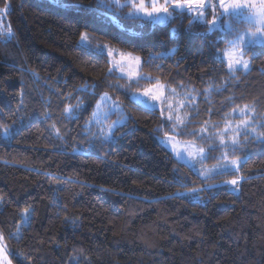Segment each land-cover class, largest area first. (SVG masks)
Returning a JSON list of instances; mask_svg holds the SVG:
<instances>
[{
    "label": "trees",
    "instance_id": "obj_1",
    "mask_svg": "<svg viewBox=\"0 0 264 264\" xmlns=\"http://www.w3.org/2000/svg\"><path fill=\"white\" fill-rule=\"evenodd\" d=\"M6 3L0 235L12 263L264 264V42L229 73L222 52L247 27L233 16L209 33L194 13L153 24L100 0ZM105 47L139 56L142 77L112 70ZM157 83L186 101L181 126L130 98ZM103 95L124 106L106 123L126 117L107 139L90 122ZM167 134L239 169L202 179L158 141Z\"/></svg>",
    "mask_w": 264,
    "mask_h": 264
},
{
    "label": "rangeland",
    "instance_id": "obj_2",
    "mask_svg": "<svg viewBox=\"0 0 264 264\" xmlns=\"http://www.w3.org/2000/svg\"><path fill=\"white\" fill-rule=\"evenodd\" d=\"M100 1L108 7H113L112 0ZM127 2L128 0H119L120 5H124ZM161 2H163V0H161ZM146 3H151V0L146 1ZM205 3L213 6L209 7L208 13L206 14L207 16H210L209 18H207V21L212 27L213 16L219 17L222 9L216 7L214 10V6L218 3V0H205ZM260 8L261 0H248L247 4L245 5V10L240 15L233 16L237 22L242 21L247 25V27L243 30H240L237 36L233 40H231H237V38L239 37V46L233 47L229 43V45L222 52L223 60H225L228 67L229 63H231L233 68L242 69L236 62L237 58L240 57L241 52L244 53L242 59L244 61H247L250 65V60L245 54L246 50L254 45L264 42V28H261L259 23L253 26L248 19L250 17H256ZM132 11L133 10L129 8L127 11V16H129V13H131ZM193 13L196 17L197 13ZM217 24L219 25L217 29L224 28L230 30L235 27L232 26L233 21L231 20H229L225 24H222L219 20H217ZM104 51L109 57L111 69L116 71L120 76L128 79H138L142 77V75L140 74L141 58L139 56L130 52H123L110 47H105ZM110 52L112 53L111 55H109ZM136 57L140 58L139 63H137L135 59ZM130 98L133 101L148 108L158 109L162 113V116L169 122L173 121L176 127H179L186 122L187 115L184 112L186 101H184L183 99H179V97H176V95L162 83L154 84L142 91L133 92L130 94ZM123 111L124 106L120 102L108 95H103L98 105L96 106L95 112L90 122H92V125L95 127L99 126L101 137L107 139L111 137L112 132L116 126L123 124V122L126 120V117H120L117 120H112L110 123H106V118L110 114H119ZM245 125L246 122L242 121L236 123L234 126H230L229 130H238ZM157 139L164 147L171 151V153L179 161L190 166L197 174L201 176L202 179L211 178L218 174L236 170L233 163L234 161L236 162V164L240 165V160H229L213 165H206L204 162L206 159L205 149L198 146L197 144L193 142L183 141L172 134L158 135ZM235 180H237V184L240 181L239 178H235ZM237 184L235 185L237 186ZM231 185L232 190H237V187L235 185ZM0 248L4 249V251L8 254V260L11 261L4 239H0ZM0 264H2V262H0ZM11 264H13L12 261Z\"/></svg>",
    "mask_w": 264,
    "mask_h": 264
},
{
    "label": "snow or ice",
    "instance_id": "obj_3",
    "mask_svg": "<svg viewBox=\"0 0 264 264\" xmlns=\"http://www.w3.org/2000/svg\"><path fill=\"white\" fill-rule=\"evenodd\" d=\"M248 0H218V3L214 6V10L216 7L222 9L220 12L219 17L213 16L212 20V27L209 28V33L213 32L215 29L219 27L217 24V20L221 23L223 19L228 16H235L240 15L245 10V5L247 4ZM57 6L59 7H68L67 4L63 3V0H56ZM112 6L117 8H124L129 7L133 11L129 13L131 18H139L142 20L149 21L153 24H163L170 19H176L182 16H189L191 17L192 13H197L196 19L193 20V23H207V13L209 7H213L210 4H206L205 0H151V3H146V0H128V2L124 5H120L119 0H112ZM9 5L6 3L5 8L0 11H7ZM171 9V10H170ZM249 22L255 26L259 23L261 28H264V0H261V8L254 18H248ZM175 31V30H174ZM209 33H205L204 35L207 36ZM82 41L85 39L84 36L81 37ZM218 43V42H217ZM230 45L233 47L239 46L240 38L238 37L237 40L229 41ZM112 53L110 52L109 55ZM244 53H240V57L237 58V64L240 68L247 70L249 68V64L247 61L242 59ZM137 63L140 62V58H135ZM229 73H233L239 69L233 68L232 64L229 63ZM247 127V126H246ZM5 134H7V129L5 130ZM245 135L247 133L245 132ZM264 143V140L261 141ZM225 148L228 145H224ZM233 145V150H234ZM235 165L236 170L239 169V164L233 162ZM231 184H237V180H231ZM0 239H3L2 235H0ZM8 254L4 251L3 248H0V262L2 264H11V261L7 258Z\"/></svg>",
    "mask_w": 264,
    "mask_h": 264
}]
</instances>
